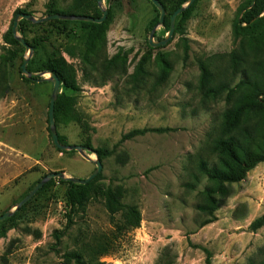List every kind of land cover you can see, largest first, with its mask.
Listing matches in <instances>:
<instances>
[{"label":"rangeland","instance_id":"1","mask_svg":"<svg viewBox=\"0 0 264 264\" xmlns=\"http://www.w3.org/2000/svg\"><path fill=\"white\" fill-rule=\"evenodd\" d=\"M57 1L59 9L72 2ZM48 2L0 0V55L15 11L24 8L43 18ZM246 3L198 0L192 16L182 23V31L174 32L166 46L154 48L149 44V25L156 11L148 0H105L107 31L88 62L71 59L63 52L69 42L67 32L62 35L54 26H27L26 37L38 45L28 62L33 71L57 49L77 70L79 90L73 95L88 129L76 123L60 124L57 129L66 137V144L84 145L89 138L94 148L112 149L134 129H174L127 140L118 145L113 157L103 161L102 182L122 185L124 202L137 204L143 220L140 228L120 239L94 264H205L206 256L197 245L213 253V264H264V227L250 229L264 214V163L243 182L232 185L215 222L202 226L208 216L197 208L204 203L203 191L211 184L200 173L199 164L216 161L213 143L228 108L223 97L203 94L197 60L212 66L216 82L239 80L240 75L230 68L236 47L232 24ZM52 29L54 36L49 38ZM163 31V25L158 26L156 42L161 41ZM245 33L264 53V16ZM185 43L189 48L187 61ZM159 52L167 54L172 66L162 83H158ZM118 54L123 59L109 63ZM29 56L26 50L20 52L12 65L0 70V216L51 172L86 179L96 169L95 163L79 152H59L54 145L48 131L53 82L22 78L19 69ZM246 60L244 68L251 67L253 59ZM122 153L127 154L125 163L118 159ZM87 154L97 159L92 150ZM66 190V184L51 183L13 215V221L3 225L6 235L0 238V264H61L62 255L76 249L82 240L111 232L101 200L90 202L87 212L73 217L74 223L66 229ZM56 231H66L59 244Z\"/></svg>","mask_w":264,"mask_h":264},{"label":"trees","instance_id":"2","mask_svg":"<svg viewBox=\"0 0 264 264\" xmlns=\"http://www.w3.org/2000/svg\"><path fill=\"white\" fill-rule=\"evenodd\" d=\"M148 1L156 11V16L149 25V30L152 31L154 26L159 23L160 12L150 0ZM159 1L166 10V17L163 23V36L159 37L162 40L171 29L173 14L180 7L187 4L189 0ZM57 3V0H49L46 5V16L55 14L83 15L95 18L103 16V12L98 6V0H72L65 9L57 8ZM197 3L198 0L176 18V33L182 31V23L192 16ZM20 13L32 14L24 8H18L14 13L15 17ZM263 16L264 0H247L245 7L233 21L232 37L236 47L230 56V68L234 73L240 75L236 83L216 82L212 66L203 59L197 60L199 70L201 71L200 88L205 97H223L228 106L222 115L219 137L213 143L212 151L216 154V161L212 163L201 161L199 164L200 173L211 183L203 191L204 203L197 207L201 213L208 216L202 226H206L217 220L216 213L225 205L227 198L231 195L232 185L243 182L252 170L264 163V53L260 52L253 45V42L245 33L247 28L258 24ZM108 20L109 16L102 23L57 19L33 23L23 19L18 25V34L25 38L33 49H37V43H31L26 37L27 26L30 25L36 28H41L45 25L49 26V28L54 26V30L62 31V35L67 32L66 38L69 42L64 46L63 52L71 59L80 58L88 62L89 57L95 52L96 45L104 38ZM13 22L3 37L5 46L4 53L0 55V70L3 67L12 65L18 54L26 50L13 34ZM54 30L50 31L49 38L54 36ZM157 36L158 34H156ZM184 46V61H187L189 48L186 43ZM59 47H63V45L61 44ZM63 52L60 49L55 50L42 62L37 71H33L31 68V61L27 68L31 73L39 72L41 74L51 71L60 78L63 92L58 96L54 111L57 127L60 124L76 123L82 129L87 130L88 123L78 112L76 98L73 95L74 92L79 90L77 70L74 64L70 63L63 55ZM247 58H252L253 64L249 68H244ZM122 59V55L118 54L109 63L114 64L117 60ZM156 61L160 70L158 83H162L168 78L172 66L167 54L162 52L158 53ZM139 69H142V65H140ZM19 70L22 78L27 82L38 81L41 78L37 74L34 78H27L23 75L21 67ZM48 131L52 139L49 126ZM170 131H174V129H134L124 134L119 143L112 149L107 147L94 148L89 138H87L82 146L90 148L97 155L98 159L103 162L113 157L116 154L118 145L127 140L145 136L149 133L163 134ZM59 139L61 143L66 144L65 136L59 134ZM59 152L65 151L59 150ZM118 159L119 162L125 163L127 154H119ZM103 180L104 176L102 173L87 184H75L57 178L51 180L39 190L38 193L56 181L67 185L65 198L69 212L67 214L68 225L66 229H69L74 223L73 217L80 214L84 215L87 212L88 205L93 200L103 201L109 215V221L112 226L111 232L109 234H102L99 237L94 236L91 240H82L76 249L68 250L62 255L63 262L61 264H94L97 257L108 255L120 239L140 228L143 219L139 206L124 202L126 191L122 185L114 186L112 183L107 184L102 182ZM192 187L194 188L195 186ZM26 205L21 209H24ZM14 217L0 222V238L6 235L3 225L13 221ZM263 227L264 214L256 218L250 225L252 231H257ZM65 233L66 231L55 232V239L58 244ZM40 235V232L37 231L36 236L39 237ZM190 244L192 243L190 242ZM195 247L200 248L204 252L206 256L205 264H213V253L208 248L199 245Z\"/></svg>","mask_w":264,"mask_h":264},{"label":"water","instance_id":"3","mask_svg":"<svg viewBox=\"0 0 264 264\" xmlns=\"http://www.w3.org/2000/svg\"><path fill=\"white\" fill-rule=\"evenodd\" d=\"M105 0H98V6L99 8L103 11V16L101 18H95L92 16H83V15H65V14H55L51 16H46L43 18H36L32 14H24L20 13L18 14L13 22L12 26V31L14 36L18 39V41L25 47L26 51L30 52L29 58H26L21 66L23 75H25L27 78H34L36 74H33L28 71V62L29 59L31 58L34 49L32 46H30L26 39L23 38L18 34V25L21 20L26 19L29 20L33 23H42L46 22L51 19H57V20H68V21H83V22H94V23H102L104 22L107 17H108V11L103 8V3ZM153 5L159 10L160 12V19L159 23L152 29L150 36H149V44L150 46L157 48V47H162L166 46L169 44V42L172 40L174 32H175V22L176 18L186 9H188L190 6L194 4L196 0H189V2L182 7H180L172 16L171 18V29L168 32V35L161 41L156 42L155 37H156V31L158 26L163 25L165 17H166V10L162 3L159 0H150ZM40 76H43V78L38 79L39 82H46L50 81L53 82V91L51 94V101H50V108H49V127H50V132L52 135L53 143L55 144L56 148H58L61 151H77L79 152L83 157L88 159L89 161H93L96 165V169L94 172L91 174L86 179H80V178H75V177H68L64 172H51L50 174L46 175L39 184L35 186V188L23 199L21 200L12 210L4 213L3 215L0 216V222L4 221L7 218L12 217L15 213H17L24 205H26L38 192L40 189H42L48 182H50L53 179H64L66 181L73 182L75 184H87L90 181L94 180L100 173L103 171V162L101 160L97 159L94 161L92 158L87 154L88 151H91L90 148L84 147L82 145H68V144H63L60 142L59 139V134H58V129L54 117V111H55V104L58 99V96L60 94L61 90V80L60 78L53 72L48 71V72H43L39 74ZM47 76V77H44Z\"/></svg>","mask_w":264,"mask_h":264}]
</instances>
